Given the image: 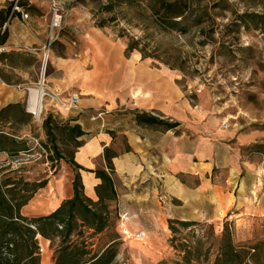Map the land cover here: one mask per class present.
<instances>
[{
	"label": "rangeland",
	"instance_id": "374dc122",
	"mask_svg": "<svg viewBox=\"0 0 264 264\" xmlns=\"http://www.w3.org/2000/svg\"><path fill=\"white\" fill-rule=\"evenodd\" d=\"M20 2L27 3L22 10L28 17L48 13L47 39L57 9L59 26L52 30L49 55L53 50L62 57L82 62L87 72L77 77L74 84L85 81L121 84L141 66L150 73L151 80L146 84L176 86L179 95L202 114L205 125L214 122L219 130L253 134L254 141L240 150L241 159L255 153L264 155V0H197L192 6L195 15L182 20L179 27L167 30L154 27L144 1L129 4L124 0H19V5ZM9 3L14 16H20L13 10L12 0H4V7ZM36 3L43 4L41 9ZM130 39H138V46L151 57L142 60L137 51L126 57L124 50ZM43 52L42 48L41 58ZM6 54L0 53V77L7 82L18 81L17 71L12 67L22 59ZM36 60L24 59L30 73H35L37 83L25 85L26 88L46 84L47 77L57 76L51 65L42 70L41 62ZM33 62L36 63L32 68ZM87 74L91 76L85 77ZM26 103L27 95L19 108L0 117V130L27 148L13 156L0 153V166L8 165L0 177L8 176L16 191L28 195L35 183L49 182L36 189L21 210L33 217L51 208L58 198V189L73 180L70 160L83 139L74 136L69 112L54 111L44 99L42 113L36 117L27 111ZM48 115L53 139L43 125ZM248 178L249 175L238 180L249 182ZM230 184V197H236L232 207L229 197L219 205L207 204L203 211H194L192 216L182 219L175 214L160 217L153 238L121 239L116 229L114 203L107 202L105 229L94 234L86 226H80L70 239L84 241L91 253L101 252L115 242L117 253L111 264H214L221 246L228 242L246 253L248 264H264V216L252 215L245 201L248 193L238 191L235 180ZM173 204L178 205L175 201ZM177 221L192 223L183 225ZM60 240L59 236L52 241L37 236L39 264L44 259L48 264L55 263Z\"/></svg>",
	"mask_w": 264,
	"mask_h": 264
},
{
	"label": "crops",
	"instance_id": "0c3cea01",
	"mask_svg": "<svg viewBox=\"0 0 264 264\" xmlns=\"http://www.w3.org/2000/svg\"><path fill=\"white\" fill-rule=\"evenodd\" d=\"M35 5L41 9L43 4ZM3 7L4 0H0V8ZM47 16V12L31 14L27 19L16 15L6 24L7 38L0 46L6 48L7 56L22 61L12 67L17 71L18 81L7 82L0 77V109L22 104L27 95L25 85L37 84L35 73H30L24 59L35 57L37 63L41 62L47 39ZM48 64L57 76L47 77L45 88L64 96H79L77 107L68 115L70 125L77 124L84 132L80 137L82 145L73 152V160L86 170L75 168L74 174L79 175L86 197L96 201L95 188L101 180L95 170L104 169L112 180L114 208L117 213L127 212L131 216L132 232L142 230L147 239L153 238L158 218L175 214L182 219L192 216L194 211H203L207 204H221L230 197L229 186L234 180L238 191L248 193L245 201L252 215L264 216V155L255 153L241 159L240 152L254 141L253 134L219 130L214 122L205 125L202 114L179 95L176 86L146 84L151 80L150 73L141 66L136 67V73L125 77L123 83L119 79L121 84H91V81L74 84L77 77L87 72L82 62L51 50ZM100 111L102 115L95 118ZM141 112L178 125L165 130L140 124L135 116ZM105 148L114 153L110 158L112 170L106 167ZM247 175L249 182L238 180ZM72 195V180L64 182L54 205L39 215L52 212ZM230 198L229 207H232L236 197Z\"/></svg>",
	"mask_w": 264,
	"mask_h": 264
},
{
	"label": "trees",
	"instance_id": "16d2710c",
	"mask_svg": "<svg viewBox=\"0 0 264 264\" xmlns=\"http://www.w3.org/2000/svg\"><path fill=\"white\" fill-rule=\"evenodd\" d=\"M135 1L136 4L146 2L152 24L155 28L162 30L175 29L182 24V20L194 16L192 6L197 3V0H124L129 4ZM20 5L26 6L27 3L20 2ZM104 7L109 9L111 6ZM14 15V12H11V3L4 8H0V45L7 38L6 24ZM100 25L103 26V23ZM138 45V39L128 40L124 50L125 56L127 57L133 51H137L142 60L151 57ZM20 106L21 103H16L3 107L0 109V117ZM135 119L140 124L161 127L165 130L173 129L178 125L176 122H170L145 112L136 114ZM49 122L50 116L48 115L45 117L43 125L46 128L48 137L53 139V134L49 131ZM71 130L76 138H80L84 134L77 124L72 125ZM81 145L82 143H79L77 147ZM26 149L23 142L0 130V153L13 156ZM112 155L114 153L110 152L109 149H104V160L106 167L110 170L113 168L110 161ZM70 163L74 169L86 170L75 163L73 154ZM6 168H8V165L2 164L0 172ZM95 174L101 180V183L95 188L98 196L96 201L86 197L79 175L74 174L72 197L63 200L52 212L33 217L23 215L21 209L32 198L35 190L46 185L47 181L35 183L30 190L32 191L31 194L28 195L24 191H16L8 176L0 177V264H39L37 236L50 241L55 236L61 238L55 253L54 264H111L117 253L114 247L115 242L108 244L101 252L91 253L87 250L84 241L77 242L70 239L73 231L80 226H86L94 234L101 233L107 226V214L109 213L107 202L114 201L115 192L112 180L104 169H96ZM117 215L116 212V220ZM177 222L183 225L192 223L190 221ZM117 233L120 237L118 230ZM246 259L245 252L236 250L228 242L221 246L220 254L214 264H248Z\"/></svg>",
	"mask_w": 264,
	"mask_h": 264
},
{
	"label": "built area",
	"instance_id": "2783aa9c",
	"mask_svg": "<svg viewBox=\"0 0 264 264\" xmlns=\"http://www.w3.org/2000/svg\"><path fill=\"white\" fill-rule=\"evenodd\" d=\"M13 3V10L20 14L22 19H26L28 16L26 13L23 12L22 6L19 5V0H12ZM55 15L51 22V32L49 35V38L47 39V42L44 44L43 49V56L41 59V69L44 70L49 62V46L52 41V30L54 28H57L59 26V16L57 15V9H54ZM6 52V48L0 46V53ZM43 83V82H42ZM29 88H26V91L28 93ZM47 99L49 101V105L52 107L54 111H65L70 112L74 108L77 107L79 102V96L77 94H70L68 96H64L62 93H58L56 91H49L45 88L44 94H43V100ZM102 115V112H98L95 116V118L100 117ZM131 221V216L127 212H120L117 215V221L116 226L120 233L121 239H134L137 241H143L146 236L145 233L142 230H137L135 232H132L129 228V224Z\"/></svg>",
	"mask_w": 264,
	"mask_h": 264
},
{
	"label": "bare ground",
	"instance_id": "6f19581e",
	"mask_svg": "<svg viewBox=\"0 0 264 264\" xmlns=\"http://www.w3.org/2000/svg\"><path fill=\"white\" fill-rule=\"evenodd\" d=\"M43 75L40 76V81H43ZM45 88L44 84L40 83L38 86L35 87H29L28 93H27V103L26 108L27 111L35 115L36 117H39L42 113L43 109V94H44ZM136 93H134L135 95ZM42 264H48L47 259H44L42 261Z\"/></svg>",
	"mask_w": 264,
	"mask_h": 264
}]
</instances>
